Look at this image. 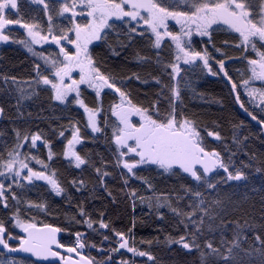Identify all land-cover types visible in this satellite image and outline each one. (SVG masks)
Wrapping results in <instances>:
<instances>
[{
    "label": "trees",
    "instance_id": "trees-1",
    "mask_svg": "<svg viewBox=\"0 0 264 264\" xmlns=\"http://www.w3.org/2000/svg\"><path fill=\"white\" fill-rule=\"evenodd\" d=\"M45 3L50 5V11L53 6L57 8L59 6L57 0H45ZM5 15L12 20L19 19L22 23H38L43 33L47 34L48 21L44 5L33 0H17V8L6 10ZM54 23L67 25L68 21L54 16ZM173 29L177 31L176 28ZM126 31L127 26L121 27L118 24L116 31L108 33L106 41H96L89 46L101 71L117 79L133 77L125 84L118 85L129 93L132 103L145 108L158 107L164 113L170 107L171 93L167 87L162 90L156 80L159 79L170 87L176 86L180 91V97L173 100L172 104L179 114L178 118L186 117L194 121L203 137L206 150L215 149L220 152L225 163H229L231 158L229 170L234 172L235 169H240L247 178L225 182L222 178L226 173L219 170L213 177V182H219L218 187L210 192L205 187L198 188L197 182L187 174L164 173L155 166H143L137 170L135 176L128 174L122 164H117L115 145L111 137V125L115 123V118L111 116L110 105L116 103L119 97L104 89L100 97L103 112L98 116V123L103 131L92 133L90 129H86L84 127L86 117L82 108L72 101L62 105L52 100L48 86L32 83L36 78L37 64L41 65L42 74L48 73L43 72L45 67L43 60L18 43L19 40L26 38V30L19 24H13L4 30V34L10 39L0 41V107L4 109L0 115V160L8 159V152L16 144L17 130L21 135L41 133L52 143V150L55 153L52 161L47 160L48 149L42 147L43 141H39L36 148L31 150L26 142L21 151L25 154L30 152L31 155L49 163L50 169L56 172V178L65 188V192L57 196L50 192L44 181L35 182L32 186L25 181L22 189L14 186L13 191L21 200L19 206L22 218L33 217L36 221L61 228L60 242L71 247L75 246V233L80 232L85 244L80 251L96 261L106 260L109 255L108 249L118 247L115 242L118 239L115 237V231H122L126 237H130V246L149 253L154 259L149 260L148 256L133 255L127 249H120L119 252L111 253L113 264H121V261H127L128 264H201V251L184 249L180 243L175 242L181 235L190 242L188 233L193 231V228L189 218L176 215L172 208L181 213L193 211L192 205H198L199 201L191 198L185 191L191 188L202 193L204 208L208 212L207 215H203L197 208L193 217L199 222L203 215L198 243L200 249L207 254L204 264H224L223 256L228 255L227 250L232 247L231 241L237 231L236 225L244 226L246 222L255 227L242 229L239 247L233 248L230 264H264V256L256 251L264 249V245L255 239L259 235L261 240H264V227H261L264 225L262 136L264 125L258 123L259 119H264V112L261 111L260 101L257 98L250 99L245 89L238 85L241 102L248 112L257 116V120H253L235 101L236 94L231 92L230 82H226V78L220 72L217 75L209 73L203 68L202 62L186 65L180 61L181 72L172 80L168 75L171 68L168 67L167 70L165 68L166 65L175 62V50L171 41L166 38L160 49H154L152 47L154 37L150 34L128 38L123 34ZM116 32L122 34L117 36ZM226 41L229 46H225ZM236 43L238 40L236 41L233 34L224 28H215L211 40L205 41L199 36L191 37L193 49L207 50L213 71L219 69L216 62L223 59L226 64L225 70L232 77V81L236 82L239 78L241 82L249 77L244 67L246 60L243 57H255V53L251 49L245 52L236 48L234 46ZM34 48L45 56L49 54L55 56L59 52L58 48L48 44L35 45ZM216 49H220V52ZM237 50L240 52L237 53ZM235 55H239L241 61L238 66L232 65ZM141 57L146 60L140 59ZM133 74H138L140 80H136ZM74 75L78 78V73ZM12 78H15V83H12ZM6 79L8 83H5ZM20 89L24 90L26 98L21 99ZM161 91L163 95L160 94ZM81 92V98L85 103L90 107L97 106L92 89L87 88V85H81ZM105 120L108 126L105 125ZM70 123L77 124L83 136L81 144L76 145V151L86 161L80 168H76L74 162L63 156L67 138H71V131H66ZM60 131H65L64 138L59 136ZM210 131L219 132L220 139L208 136L207 133ZM234 135L240 140L239 144L234 143ZM30 167L42 170L35 161L30 163ZM97 168L100 169L99 173L96 171ZM258 168L261 170L257 171ZM104 173L107 175H103ZM24 174H27L26 170ZM72 181H76L77 184L73 185ZM80 181H83L82 186L79 184ZM156 198H160L163 206L159 208L155 206ZM217 200L220 201L219 205L213 203ZM28 201L46 203L48 211L28 208ZM9 206L8 210L0 206V219L5 221L6 227L13 235H19L21 231L14 228L8 219L16 206L11 199ZM81 207L96 222L93 229H89L82 222L78 214ZM72 217H75V220H72ZM100 219L109 224V229H99ZM76 220L81 222L76 223ZM184 224H189L187 230ZM104 236H108L111 243L104 241ZM168 238L173 242L168 243ZM222 240L227 243L222 244ZM208 241L213 243L214 248L220 250L221 255L210 254V250L205 246ZM9 243L15 245L14 241L10 240ZM0 256L7 255L0 251ZM7 257L18 262L24 261L25 264H52L35 262L22 256Z\"/></svg>",
    "mask_w": 264,
    "mask_h": 264
},
{
    "label": "snow or ice",
    "instance_id": "snow-or-ice-1",
    "mask_svg": "<svg viewBox=\"0 0 264 264\" xmlns=\"http://www.w3.org/2000/svg\"><path fill=\"white\" fill-rule=\"evenodd\" d=\"M33 2L44 5L48 21L47 34L43 33V29L38 23H22L19 19L7 18L6 10L17 8V0H0V41L10 39L8 35L4 34L8 25H21L26 30L27 36L19 40L18 43L22 44L34 56L42 59L45 65L43 72L48 73L42 74L41 65L37 64L35 66L36 78L32 83L48 86L52 93V100L62 105H67L69 101H72L82 108L83 115L86 117L84 127L90 129L92 133L103 131L98 123V116L103 112L101 92L108 89L119 95V103L110 105L111 116L115 118V123L111 125V137L115 145L117 164H122L128 174L135 176L139 168L155 166L164 173L187 174L194 182H197L198 188L205 187L210 192L215 191L218 187L219 182H213V177L218 174L219 170L226 173V176L222 178L225 182L241 181L247 178L244 171L240 169H235L234 172L229 170L231 158H229V163H225L220 152L215 149L206 150L203 137L194 121L186 117L178 118L179 114L172 104L173 100H178L180 97V91L176 86L170 87L159 79L156 80L162 90L167 87L171 93L170 107L166 113L161 112L158 107L145 108L133 104L129 93L118 86L125 84L133 77L117 79L113 75H106L93 58L89 46L94 41H106L108 33L116 31L118 24L121 27L127 26V31L123 34L128 38H132L134 35L150 34L151 37H154L152 40L154 49H160L162 42H166L167 38L175 50V62L165 66L166 70L168 67L171 68L168 75L172 80H175L181 72L180 61L186 65L202 62L203 68L212 75H217L218 72L223 73L226 82H230L231 92L236 94L235 101L245 112H248L244 103L241 102L237 83L232 81V77L225 70V60H218L216 63L219 65V69L213 71L207 50L197 51L191 46V37L194 33L211 40L212 31L215 30L214 25L217 28L226 26V30L238 34V43L234 45L236 48L243 49L245 52L251 49L255 53L256 58L243 57L250 75L248 79L241 80L240 86L245 89L250 99L259 98L261 111L264 112V89L251 87L255 81L264 82V0H262L259 13L250 11L251 5L245 3L244 0H57L58 8L53 6L51 11L50 5L45 3V0H33ZM54 16L66 19L68 24H55ZM169 21H174L176 25H179V31L169 30ZM121 34V32H116L117 36ZM49 41L59 48V52L55 56L52 54L45 56L42 52L35 51V45L47 44ZM225 46H229L227 41ZM216 51L220 52V49H216ZM222 54L227 55L226 53ZM140 59L146 60L143 57ZM157 62H159V57H157ZM76 73H78V78H75L74 74ZM133 76L136 80H140L138 74H133ZM15 82V78H12V83ZM5 83H8L7 79ZM81 85H87V88L94 91L97 106L90 107L81 98ZM20 93L21 99L26 98L23 89H20ZM160 94L163 95V91ZM3 112L4 109L0 107V114ZM248 114L253 120H257L256 115L251 112ZM133 117H138V120L134 121ZM258 123L264 125V119H259ZM77 124L70 123L69 128L66 129V131H71V138H67L63 156L74 162L76 168H80L86 161L76 151V145L81 144L83 139L81 128ZM105 125L108 126L107 120H105ZM207 135L215 136L217 140L220 139L219 132L210 131ZM59 136L64 138L65 131H60ZM38 141H43L42 147L48 149L47 160L52 161L55 153L52 150L51 141L45 139L41 133L21 135L19 130L16 131V144L8 152V159L0 160V206L8 210L9 199L15 202V210L8 219L14 228L21 230V234L13 235V232L6 227L5 221L0 219V246L9 253L31 254L36 261L48 260L50 257L58 258V261H53L52 264H113L111 253L119 252L120 249H127L133 255L148 256L149 260H153L154 258L149 253L138 251L135 247L130 246V237H126L122 231H115V237L118 238L115 242L118 247L109 248L108 258L102 262L84 256L78 250L85 247L80 232L75 233V246L67 247L68 255L65 256L59 251V249H65V245L57 239L58 233L62 231L61 228L36 221L33 217L22 218L19 206L21 200L13 191L14 186L22 189L25 181L29 186L34 185L35 182L44 181L49 186L51 193L60 196L65 192V188L56 178V172L50 169L49 163L31 155L30 152L25 154L21 151L26 146V142L30 150L35 149ZM233 141L237 144L240 143L235 135ZM32 161H35L42 170H34L33 167H30ZM232 167L235 166L232 165ZM25 170L26 175L24 174ZM260 170L257 169V171ZM96 171L99 173L100 169L97 168ZM103 175H107V173ZM72 184L75 185L77 182L72 181ZM79 184L82 186L83 181H80ZM185 191L190 194L191 198L199 201V204H193V211L189 213H181L176 208H172L176 215L189 218V223L193 228V231L188 233L190 242L184 235H181L175 242L180 243L184 249L201 251V264H204L207 254L200 249L198 233L201 232L203 215H207L208 212L204 208L205 201L200 191H193L191 188ZM154 203L157 208L163 206L160 198H156ZM213 203L219 205L220 201L217 200ZM27 206L36 211H48L46 203L37 204L28 201ZM169 207H171L170 204ZM197 208L203 214L199 222L193 218ZM78 214L82 218V222L89 229H93L96 222L82 207ZM102 216L103 213H101ZM71 219L75 220V217ZM75 222L80 223L81 221L76 220ZM181 222L183 223V221ZM98 223L99 229H109V224L105 223L103 219H100ZM244 227L255 226L247 222L244 226L236 225L237 231L231 241L232 247L228 248V255L223 256L224 264H230L231 253L233 248L239 247V237ZM184 228L187 230L189 224H184ZM129 232L131 233V229ZM255 239L264 245V240H261L259 235ZM10 240L15 242V247L9 243ZM103 240L111 243L108 236H104ZM172 242L173 240L168 238V243ZM133 243L135 242L133 241ZM221 243L224 244L227 241L222 240ZM205 246L210 250V254L221 255L220 250L214 248L211 241L206 242ZM92 247L96 246L92 245ZM256 251L261 252V255L264 256V249H256ZM73 253L78 259L73 258ZM10 264H25V262L13 260ZM121 264H128V262L121 261Z\"/></svg>",
    "mask_w": 264,
    "mask_h": 264
},
{
    "label": "flooded vegetation",
    "instance_id": "flooded-vegetation-1",
    "mask_svg": "<svg viewBox=\"0 0 264 264\" xmlns=\"http://www.w3.org/2000/svg\"><path fill=\"white\" fill-rule=\"evenodd\" d=\"M244 2H245V3H248V4L251 5L250 11H252L253 13H259V11H260V6H261V3H262V0H244ZM40 5L43 6V4H40ZM173 28H176L177 31H179V25H176L174 21H169V30H171V29H173ZM213 28L215 29V28H217V26L214 25ZM220 28H224V29H226V26H221ZM218 29H219V28H218ZM171 31H174V29L171 30ZM232 34H233V36H234V39L237 41V40H238V34H235V33H232ZM195 36H199V35H196V34L194 33L192 37H195ZM199 37H200V36H199ZM201 38H204L205 41H207V40L209 39L208 37H201ZM94 42H96V41H94ZM94 42H93V43H94ZM47 44H48V45L56 46V45L52 44L51 41H49ZM56 48H58V47L56 46ZM58 49H59V48H58ZM248 51H249V50H248ZM238 52H240V51L237 50V53H238ZM251 58H255V57H251ZM232 63H233L232 65H236V66H238L237 64H241V61L239 60V55H235V56L233 57V62H232ZM225 65H226V64H225ZM244 67H245L246 71L248 72V76H249L250 73H249L248 68H247V63H246V65L244 64ZM236 71H238V69H236ZM220 73H221V75H223L222 72H220ZM235 73L237 74V72H235ZM239 76H240V75H238V77H239ZM246 79H248V78H246ZM236 83H237V85H240L239 78L237 79ZM253 83H254V84H253ZM253 83L251 84L253 87H255V88H260V89H264V82L255 81V82H253Z\"/></svg>",
    "mask_w": 264,
    "mask_h": 264
},
{
    "label": "water",
    "instance_id": "water-1",
    "mask_svg": "<svg viewBox=\"0 0 264 264\" xmlns=\"http://www.w3.org/2000/svg\"><path fill=\"white\" fill-rule=\"evenodd\" d=\"M115 96L119 97L118 94H115L112 90H110ZM262 136L264 138V128L262 129ZM56 227V226H54ZM57 239L60 241V233H58L57 235ZM61 243V242H60ZM63 244V243H62ZM65 245V244H64ZM15 247V245L13 246ZM67 247H71L69 245H65V249H59V251L61 252L62 255H68L66 249ZM0 251H2L4 253V255H10V256H22V257H28L30 259H32L35 262H43V263H52L53 261H58V258H49L48 260H41V261H36V259L34 257L31 256V254L28 253H21V252H16V253H9L7 250L3 249L2 246H0ZM82 253V252H81ZM82 255L86 256L84 253H82ZM73 258L78 259V257L75 256V254H72Z\"/></svg>",
    "mask_w": 264,
    "mask_h": 264
},
{
    "label": "rangeland",
    "instance_id": "rangeland-1",
    "mask_svg": "<svg viewBox=\"0 0 264 264\" xmlns=\"http://www.w3.org/2000/svg\"><path fill=\"white\" fill-rule=\"evenodd\" d=\"M56 47V46H55ZM254 84V83H253ZM251 87H253L252 85H251ZM258 100H259V98L258 97H256ZM116 103H119V100L118 101H116ZM133 120L135 121V120H138V117H133ZM39 142V141H38ZM37 142V143H38ZM18 229V228H17ZM19 231H21L20 229H18ZM79 251L81 250V249H78ZM11 261H13V259H11L10 257H7V256H0V264H10V262Z\"/></svg>",
    "mask_w": 264,
    "mask_h": 264
},
{
    "label": "crops",
    "instance_id": "crops-1",
    "mask_svg": "<svg viewBox=\"0 0 264 264\" xmlns=\"http://www.w3.org/2000/svg\"><path fill=\"white\" fill-rule=\"evenodd\" d=\"M1 115V114H0Z\"/></svg>",
    "mask_w": 264,
    "mask_h": 264
}]
</instances>
